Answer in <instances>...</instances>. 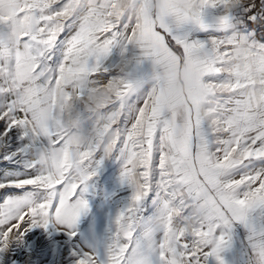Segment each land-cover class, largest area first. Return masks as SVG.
<instances>
[{
  "label": "snow or ice",
  "instance_id": "1",
  "mask_svg": "<svg viewBox=\"0 0 264 264\" xmlns=\"http://www.w3.org/2000/svg\"><path fill=\"white\" fill-rule=\"evenodd\" d=\"M0 264H264V0H0Z\"/></svg>",
  "mask_w": 264,
  "mask_h": 264
},
{
  "label": "rangeland",
  "instance_id": "2",
  "mask_svg": "<svg viewBox=\"0 0 264 264\" xmlns=\"http://www.w3.org/2000/svg\"><path fill=\"white\" fill-rule=\"evenodd\" d=\"M109 164H112V166L108 167V165H106V167H104L101 171L100 176L98 178V188L100 192L98 195H96L97 197H100V195L103 194L104 186L111 180V177L113 176L112 172L118 167L117 163L114 164L113 162L109 161ZM110 194L112 197L107 199L96 198L91 200L92 212L89 214L88 217L84 218V221L82 223L83 228L91 227L97 233L100 234L104 232L108 214L110 211L114 213L116 207L114 204H111L110 201L119 199V191H112Z\"/></svg>",
  "mask_w": 264,
  "mask_h": 264
},
{
  "label": "crops",
  "instance_id": "3",
  "mask_svg": "<svg viewBox=\"0 0 264 264\" xmlns=\"http://www.w3.org/2000/svg\"><path fill=\"white\" fill-rule=\"evenodd\" d=\"M114 164H116V163H114ZM106 165H108V167L112 166V164H109V162L106 163L104 167H106ZM112 175L113 176L111 177V180L104 186L103 194H101L100 197L94 196L92 199H96V198H103V199L106 198L107 199V198H110V197H112L111 194H110L112 191H119V194H118L119 195L118 196L119 199H122V198L126 197L129 194L127 189H123L122 190L120 188V183H119V165L112 172ZM243 239H244V233H243V231H241L239 236H238V238H237V241H236V248L237 249L241 248V242L243 241ZM229 258L231 259V257H229Z\"/></svg>",
  "mask_w": 264,
  "mask_h": 264
}]
</instances>
